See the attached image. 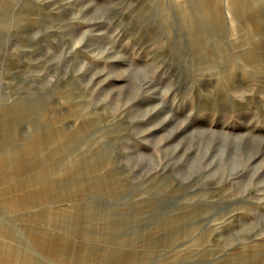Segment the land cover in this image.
<instances>
[{"label":"rangeland","instance_id":"obj_1","mask_svg":"<svg viewBox=\"0 0 264 264\" xmlns=\"http://www.w3.org/2000/svg\"><path fill=\"white\" fill-rule=\"evenodd\" d=\"M234 3L0 0V264H264V0Z\"/></svg>","mask_w":264,"mask_h":264},{"label":"bare ground","instance_id":"obj_2","mask_svg":"<svg viewBox=\"0 0 264 264\" xmlns=\"http://www.w3.org/2000/svg\"><path fill=\"white\" fill-rule=\"evenodd\" d=\"M194 1V0H193ZM237 2H240L241 0H236ZM220 6L218 8L219 14L221 16H224L229 20V24L231 27L235 26L234 21V12L233 10L239 8L237 7L238 4L234 3V0H219ZM2 159H0V163H2ZM13 170V167L10 168V170ZM2 168H0V179L2 177ZM12 176V175H11ZM10 176V177H11ZM9 177V178H10ZM17 180H20V177L16 178ZM0 210H2L5 214H10L11 212L15 211V205L18 204L19 201H21L22 198H24L26 195H28V191H19L20 194H16L15 185H13L10 182H6L5 180H0ZM2 219V218H1ZM5 224H8V222H4ZM72 225L75 226L76 229L80 228L82 225L78 222H72ZM6 231L4 224L0 223V252L7 246L5 244L6 242ZM36 249V247L34 246ZM2 261H0L1 263ZM54 263V262H53Z\"/></svg>","mask_w":264,"mask_h":264}]
</instances>
